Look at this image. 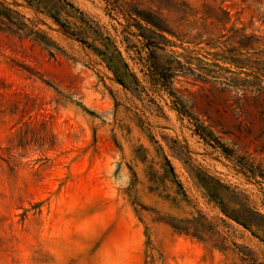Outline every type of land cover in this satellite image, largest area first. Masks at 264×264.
Here are the masks:
<instances>
[{
    "label": "rangeland",
    "instance_id": "1",
    "mask_svg": "<svg viewBox=\"0 0 264 264\" xmlns=\"http://www.w3.org/2000/svg\"><path fill=\"white\" fill-rule=\"evenodd\" d=\"M0 1V264H264V0Z\"/></svg>",
    "mask_w": 264,
    "mask_h": 264
},
{
    "label": "trees",
    "instance_id": "2",
    "mask_svg": "<svg viewBox=\"0 0 264 264\" xmlns=\"http://www.w3.org/2000/svg\"><path fill=\"white\" fill-rule=\"evenodd\" d=\"M54 1H63V2H66L70 7H72V8H74V9L77 10V8H75V6H74L72 3H70V2H68V1H66V0H54ZM0 7H3V8L6 9L7 11H13V12L18 13L17 11H15V10L11 9L10 7L4 5V3H2L1 1H0ZM144 20H146V22L152 24V26H154V27L160 29V27H157V26H159V25H156V24L153 23L152 21H147V19H144Z\"/></svg>",
    "mask_w": 264,
    "mask_h": 264
}]
</instances>
